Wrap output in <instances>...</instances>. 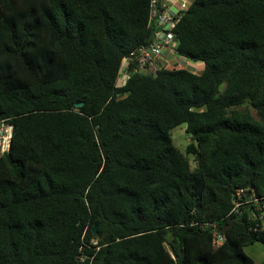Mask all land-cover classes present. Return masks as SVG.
I'll use <instances>...</instances> for the list:
<instances>
[{
    "label": "trees",
    "instance_id": "obj_1",
    "mask_svg": "<svg viewBox=\"0 0 264 264\" xmlns=\"http://www.w3.org/2000/svg\"><path fill=\"white\" fill-rule=\"evenodd\" d=\"M150 12L0 0V264H264L244 251L264 231L248 209L230 214L237 190L264 197V0H193L176 52L202 73L118 88L122 60L152 39ZM181 124L187 156L170 134Z\"/></svg>",
    "mask_w": 264,
    "mask_h": 264
},
{
    "label": "built area",
    "instance_id": "obj_2",
    "mask_svg": "<svg viewBox=\"0 0 264 264\" xmlns=\"http://www.w3.org/2000/svg\"><path fill=\"white\" fill-rule=\"evenodd\" d=\"M176 0H151L150 26L153 27V36L149 43L132 51L122 60L116 86L124 87L134 74L156 76L158 71L165 68L164 58L169 55H177L178 39L174 29L180 17L188 5L179 3L178 8L172 7ZM0 125V154L9 150L12 126L3 129ZM7 124V123H6ZM248 189H239L236 192L234 207L230 214L241 213L242 208L250 211V218L255 223V228L264 231V197L248 196ZM214 244L219 246L224 241L223 234L216 231ZM96 244V242H93Z\"/></svg>",
    "mask_w": 264,
    "mask_h": 264
},
{
    "label": "rangeland",
    "instance_id": "obj_3",
    "mask_svg": "<svg viewBox=\"0 0 264 264\" xmlns=\"http://www.w3.org/2000/svg\"><path fill=\"white\" fill-rule=\"evenodd\" d=\"M192 1L193 0H187V3L190 4V3H192ZM163 64L165 65V68L170 69V70H172V69H186V70H188V71H190L192 73H195V74H200L204 70V64L203 63H201V62L195 63V62H192V61H188L187 59L178 57L177 55H175V56L173 55L172 57L167 55L164 58V63ZM199 68L202 71L199 70ZM240 109L249 110L251 112V114L255 118L258 119L255 109L253 107H251L250 105H244ZM7 127H8V124H6V123H4L1 126L3 131ZM170 134H171V138H172V142H173L174 146L183 155L187 156L186 155V149H187L188 145L190 143H192L193 141H192L190 135H188L186 133V124H181V125L173 128L171 130ZM187 158L189 159V161L191 163L192 170H194L196 168V166H197V164L195 163V160H194V156L189 155ZM244 251L255 262H257V263L264 262V246L262 244L255 243V244H252V245H248V246L245 247Z\"/></svg>",
    "mask_w": 264,
    "mask_h": 264
},
{
    "label": "water",
    "instance_id": "obj_4",
    "mask_svg": "<svg viewBox=\"0 0 264 264\" xmlns=\"http://www.w3.org/2000/svg\"><path fill=\"white\" fill-rule=\"evenodd\" d=\"M82 105H83V103H78V104H76V107H81ZM230 225L218 230V232L225 235L227 230L229 229ZM94 233L95 234L97 233V226L94 227Z\"/></svg>",
    "mask_w": 264,
    "mask_h": 264
},
{
    "label": "crops",
    "instance_id": "obj_5",
    "mask_svg": "<svg viewBox=\"0 0 264 264\" xmlns=\"http://www.w3.org/2000/svg\"><path fill=\"white\" fill-rule=\"evenodd\" d=\"M182 2L187 3V0H176L174 3L172 2V7H173L174 9H177L179 3H182ZM187 4H188V3H187ZM188 5H189V4H188ZM199 70H201V69L199 68ZM201 71H202V70H201Z\"/></svg>",
    "mask_w": 264,
    "mask_h": 264
}]
</instances>
